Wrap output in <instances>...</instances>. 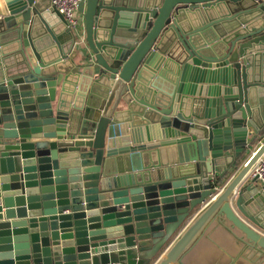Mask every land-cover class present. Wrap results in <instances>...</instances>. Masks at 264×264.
<instances>
[{
    "label": "water",
    "instance_id": "obj_1",
    "mask_svg": "<svg viewBox=\"0 0 264 264\" xmlns=\"http://www.w3.org/2000/svg\"><path fill=\"white\" fill-rule=\"evenodd\" d=\"M77 12L0 0V264H264V0Z\"/></svg>",
    "mask_w": 264,
    "mask_h": 264
},
{
    "label": "built area",
    "instance_id": "obj_2",
    "mask_svg": "<svg viewBox=\"0 0 264 264\" xmlns=\"http://www.w3.org/2000/svg\"><path fill=\"white\" fill-rule=\"evenodd\" d=\"M83 0H49L50 6L57 10L63 15L66 19L68 25L75 30L76 35L80 40H77L76 43L83 42L82 31H80L79 25L80 21L77 18V7L79 3ZM80 45V44H79ZM249 177L256 178L258 189L260 193L264 196V155H262L256 163L253 165L249 172ZM221 185L216 188L220 190ZM110 264H119V263H110Z\"/></svg>",
    "mask_w": 264,
    "mask_h": 264
},
{
    "label": "crops",
    "instance_id": "obj_3",
    "mask_svg": "<svg viewBox=\"0 0 264 264\" xmlns=\"http://www.w3.org/2000/svg\"><path fill=\"white\" fill-rule=\"evenodd\" d=\"M77 18H78V20L80 21V25H79V28H80V31H83V24H82V18H81V15L79 14V12H77ZM83 41V40H82ZM84 42V41H83ZM83 42H81V43H79L80 44V46L82 47V48H86L85 47V44L83 43ZM75 48H76V46H74ZM85 50V49H84ZM84 54V53H83ZM82 56H80V54H79V56H75L74 58H73V61H74V63H78V64H80L81 66H82V63H81V61H83L84 63H86V61H85V59H84V57L83 58H81ZM86 58V57H85ZM83 63V64H84ZM253 150V148L250 150V151H252Z\"/></svg>",
    "mask_w": 264,
    "mask_h": 264
}]
</instances>
